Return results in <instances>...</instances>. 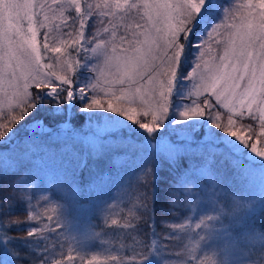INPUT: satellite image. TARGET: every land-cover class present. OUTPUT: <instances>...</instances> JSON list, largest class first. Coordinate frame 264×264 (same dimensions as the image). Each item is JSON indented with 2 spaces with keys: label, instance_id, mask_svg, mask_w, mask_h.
I'll return each instance as SVG.
<instances>
[{
  "label": "snow or ice",
  "instance_id": "obj_1",
  "mask_svg": "<svg viewBox=\"0 0 264 264\" xmlns=\"http://www.w3.org/2000/svg\"><path fill=\"white\" fill-rule=\"evenodd\" d=\"M210 2L0 0V120L3 121L0 122V143L11 136L21 121L27 124L41 104L61 109L66 103L82 100L85 102L80 105V111L102 109L118 114L147 135L151 149L157 148L160 132L169 122L179 126L181 131L195 133L199 118L207 117L206 123L211 125L214 133L213 140L204 146L185 142L178 145L175 156L181 153V149L195 148L198 150L195 155H207L221 163H231L247 176H255L258 172L264 183V169L243 166L237 155L239 147L243 146L254 157L264 161V0H245L239 5L241 11L238 16L231 9L224 10L226 19L211 25V31H207L208 39L191 43L194 29L202 21ZM69 12H74V15H68ZM93 16L104 17L107 26L98 28L89 37L86 25ZM41 30L44 32L43 43L38 41ZM190 43L195 52L191 68L185 72ZM73 51L75 55H72ZM46 53L54 54L47 56L52 63L45 62ZM82 53L85 62L96 60L89 68L94 75L83 83L78 77ZM179 80L188 83L187 94L182 100L191 102L185 103L177 111L176 118L169 120L172 97ZM54 81L59 82L58 85ZM217 106L227 110L226 122ZM140 117L148 119L143 121ZM245 118L253 123H241ZM122 123L109 121L106 126L115 128ZM41 135H34L23 142L24 157L43 152L46 146L39 143ZM105 135L83 134L99 142L98 147L91 146L93 156L100 155L104 147L113 150L133 147L127 143L109 145L106 140L102 144L101 138ZM64 147L72 148L73 144L65 143ZM140 151L148 154L149 148ZM75 155L80 156L81 164L86 162L83 155ZM156 157V153L148 155L147 162L142 165L145 176L154 173ZM232 157L236 159L232 160ZM6 160L0 171L11 166H6ZM17 182L26 185L24 191H28L35 180L29 183V179L17 176L9 185L0 186V218L11 216L8 210L15 205L17 197L6 189ZM189 182L187 177H181L170 195H175L180 188L189 193ZM68 195L75 199L74 193ZM33 199L30 195L26 200L28 221L40 218ZM151 199L149 193H142L140 201L128 210L124 223L111 219V225L135 230L133 221L140 219L136 209L151 212L148 203ZM41 201L47 205L50 197L42 195L37 204ZM46 211L55 213L57 209L52 207ZM46 220L48 223L42 227L29 224L25 235L19 236L37 245V258L32 264H49L56 247L54 243H47L52 238L51 234L68 227V222L59 215H46ZM9 224L22 222L10 219ZM201 225L199 221L195 227L200 228ZM189 226L184 223L170 225L180 231ZM7 228L0 223V238L5 241L14 238L7 235ZM45 231L50 235H43ZM92 236H99V233ZM123 247L120 246L121 249ZM194 251L193 248L187 252L192 259H195ZM153 252L163 254L156 240L152 241L148 251L139 254L141 259L136 264H142ZM13 255L20 253L14 252ZM68 259L73 258L69 256ZM97 262L98 257L93 255L87 264ZM0 264H3L2 260ZM53 264H61V261L53 260ZM104 264L129 262L117 249L105 257ZM164 264H186V261L170 262L166 259Z\"/></svg>",
  "mask_w": 264,
  "mask_h": 264
},
{
  "label": "rangeland",
  "instance_id": "obj_2",
  "mask_svg": "<svg viewBox=\"0 0 264 264\" xmlns=\"http://www.w3.org/2000/svg\"><path fill=\"white\" fill-rule=\"evenodd\" d=\"M88 2H94V0ZM240 3H245V0H242ZM213 6L214 3L213 0H211L207 9H210L211 7L213 8ZM68 15H74V12H69ZM225 19L226 14L221 11L218 18H215L211 25L221 23ZM90 22H92L91 25H94V28L89 31L87 27ZM104 26H107V20L104 17L93 16L86 25V34L90 37L98 28ZM210 27L205 31L203 36H201V42L208 39L207 31H211ZM43 36L44 32L41 30L38 35V41L40 43H43ZM189 50L190 54L184 65V71L186 72L191 68V60L193 53L195 52L191 46L189 47ZM52 55L54 54H45L46 63L53 62L47 60V56ZM72 55H75L74 51L72 52ZM90 55L91 54H89V56ZM84 62L82 53V66L78 72L79 81L82 83L87 82L91 78V75H94L89 72V68L96 62V60L92 59ZM58 83L59 82L54 81L55 85H58ZM187 89V81L179 80L172 97V109L170 110L169 120L175 119L177 111L181 109L185 103L191 102L182 100V97L187 94ZM193 99H195V97H193ZM84 102L85 101L80 100L66 103V117L64 121L52 125L46 123L41 118H35L22 128L21 133L24 134L25 132H28L30 135H33L34 133L52 134L58 139L62 138L64 133L69 132V134L72 135L74 131L80 132L79 134L81 136L88 133H99L102 135L107 132H117L121 129L132 132L139 131L145 134L137 126L127 122L123 117L118 116V114L109 113L102 109L93 110L91 112L80 111V105ZM73 105L76 106V109L74 110L76 120L72 122L70 119L72 116L71 112ZM222 110L227 113L226 109ZM78 118L81 120L78 121ZM140 118L143 121L148 119L145 117ZM199 119L200 123L197 126V131L195 133L191 131H181L179 126H173V124L169 122L166 128L162 129L160 132V142L157 145V148L151 149L149 141L146 140L147 142H145V145L140 146V149L149 148L148 154L140 151V149L136 150L133 152L134 158L132 160H127L122 166L118 165V169L111 171L112 177H108L107 173L101 174L99 177L101 183H97V187L93 185L91 194L88 197L91 199L86 201L87 199L83 196L81 204L80 202H77L75 193L70 192L69 190V193H74L75 199L73 200L71 197L64 199L66 191L63 187L72 181L68 171L72 169L75 170V168H71L70 170H68V168L78 167L75 165L73 166L72 162L74 160L71 158V153L59 157V164L56 161L51 160L49 152L46 149H44L43 152H34L28 157H24L21 154L20 157L32 162L29 167H33V169H27L25 179H29V183L34 179L35 183L33 187L36 186L40 188V190H33V187H31L32 189L29 188L30 191L28 190V194L23 196V198L26 199L28 196L32 195L33 198L36 199L35 201L33 199L32 203L33 205H36L35 210L40 213V218L35 221H28L27 215L24 222L28 221L29 224H35L42 227L43 224L48 223L46 215H53L54 217L59 215L61 219L68 222L67 228L57 229L55 233L51 234L53 237L47 242L48 244H51L52 242L55 243V252L57 255L56 257L52 254L49 264H53V260H59L62 262L61 264H87L88 260H90L93 255L98 257L97 264H104L105 257L110 253L115 252L117 249L123 254L127 242L124 241V239L116 237V235H123L120 230L121 227L118 225H111L110 221L111 219H116L120 224H123L119 215H122L123 208H125V205L127 204L126 197L130 194V188H134L132 187V184L137 180V178H134V174L138 171L134 172L133 169L140 164L139 171H141L142 165L147 162L148 155H151L152 153L157 154L155 164H159L162 157L167 160L174 158L175 151L173 150V144L177 142L185 144V142L191 143L195 139L198 140L197 142L212 141L214 133L211 125L206 123L207 117ZM222 119L226 122V115L225 118L222 117ZM35 121H39V123L37 124ZM65 121L68 123H65ZM109 121H123V123L118 127L110 128L106 126ZM189 127H191V122ZM53 130L59 131L53 133ZM258 130L259 129L257 128V131ZM144 137L148 139L147 135ZM83 141H87V144L91 142V145H97L91 136L86 137ZM15 142H17V136L14 134L8 139L5 138L3 144L13 146ZM259 146L260 145L258 144V147ZM106 149L109 153L112 152L113 154V149L111 147L103 148V150ZM191 149L192 148H189L187 151L181 149V153L188 155L191 153ZM44 153H48V155L45 156ZM237 155L239 157V162L243 166L264 169V161L254 157L247 148L240 146ZM202 157L203 156L200 155L194 160L195 165L190 169V173L185 176L190 181L187 187L190 188L191 191L189 193L184 192V198L189 209L187 220L184 223L189 224L190 226L184 230L185 234L183 238L186 241V246H184V249L183 246L179 248V251H186V253L183 254V257L191 262V264H202V262L205 264L204 258L212 251L217 253L218 264H264V236L259 233L253 225V218L251 216V214H254L257 207H262L264 205V183L261 182L259 173L257 172L255 176H247L242 174L240 169L233 167L230 163L231 167L234 169L228 173L222 171L224 182L221 183L216 178L217 172L212 170V167H215L213 165L214 158L207 157L205 159ZM76 159L77 158H75V160ZM231 159L235 160L236 158L232 157ZM34 173L35 175H33ZM34 176H37V178H34ZM60 183L63 187H59ZM72 189L74 191L76 190L74 187H72ZM119 192L123 193L119 194ZM42 195L50 197V201L47 205H44L42 201L39 205L37 204L39 197ZM120 195L122 196L120 197ZM234 196H238L246 201H251L252 207L249 210L236 215H228L225 213L221 215L219 221H210L209 223L214 224L212 233L205 241H200V235H206L203 225H201L200 228L195 227V225L199 223L201 217L210 214L215 215L221 208L227 210V213H230L234 207ZM129 197L132 202V195H129ZM133 204L134 202L127 205V210L132 208ZM60 205H63V207H59ZM52 207H56L57 211L55 213L46 211V209ZM23 208L26 210V207ZM106 218L108 221L107 223L105 222ZM53 226H55L54 222ZM172 232L175 233L176 230ZM178 232H180V230H178ZM45 233L48 232L45 231L44 234ZM93 233H99V236L94 237L92 236ZM3 242L7 243L4 239ZM197 243L199 245L198 247L195 246ZM121 245H124L122 249L120 248ZM193 248L195 249L193 252L195 259H192L187 255L188 250ZM57 252H64L65 255H59ZM35 256L37 258L36 251ZM69 256L73 259H67ZM61 257H65V260H61ZM8 261H6V263L10 264ZM149 262L150 261L146 260L142 262V264H149Z\"/></svg>",
  "mask_w": 264,
  "mask_h": 264
},
{
  "label": "trees",
  "instance_id": "obj_3",
  "mask_svg": "<svg viewBox=\"0 0 264 264\" xmlns=\"http://www.w3.org/2000/svg\"><path fill=\"white\" fill-rule=\"evenodd\" d=\"M241 1L242 0H213V8L211 7L210 9H205L206 11L202 21L199 22L194 29V35L191 38V43H201V36H203L205 31L209 29L215 18H218L221 11L225 12L224 10L231 9L238 16L239 11H241L239 9ZM92 22H90L87 27L89 31L94 28V25H91ZM191 43L189 44V47L191 46ZM31 90L34 91V89ZM72 108V116L70 120L73 122L76 120L74 115L76 106L73 105ZM217 110L221 111L222 117L225 118L226 113L220 109L219 106H217ZM65 117L66 106L61 109H57L51 105L45 106L41 104L38 105L37 110L29 118L28 122L35 118H41L46 123L53 125L64 121ZM77 120L80 121L81 119L78 118ZM0 122L3 121L0 120ZM241 123L250 124L253 122L245 118ZM25 125L26 124L24 121H21L19 125L14 127L13 133L17 136V142H15L13 146L0 143V168L4 167L3 161L5 158H7L5 161L6 166L11 165L10 167H6L0 171V186L9 185L11 180L15 179L17 176L25 179L27 169H33V167H29L32 162L20 157V155L22 154V151L25 147L23 142H26V140L32 136L40 135L41 133H34L33 135H30L28 132H25L23 134L21 131ZM57 131L59 130H53V133ZM134 132L135 131L132 132L121 129L117 132L114 131L105 133L106 135L101 138L102 144L104 140H106L107 144L109 145L113 143H127L133 147L129 149L113 150V154L112 152L109 153L106 149L101 151L100 155L98 156H93L91 154V146L98 147L99 142L95 141L97 143L95 146L87 144V141H83L86 139V137L81 136L79 134L80 132L74 131L72 135L69 134V132L64 133V136L60 139L54 137L52 134H42L40 136L39 143L46 146L44 149L49 152V157L52 161H56L59 164V157H63L71 153V158L74 160L72 162L73 166H78L68 168V170L75 168V170L72 169L68 171V174H70L72 180L70 183H67L64 185V187L61 185V183L59 184V187H63V189L66 191V196L64 199L70 197L68 195L70 191L75 193L78 203L80 202L81 204L83 196L87 199L86 201H89L91 198L88 197L91 194L93 185L97 187V183H101L99 178L101 174L107 173L108 177H112V170L118 169V165L122 166V164L127 160H132L134 158L133 152L139 150L140 146L145 145V142H147L146 140H148L144 137L146 136L145 134L139 131H136L135 133ZM13 133L11 136L14 135ZM72 140L75 142H72ZM197 141L198 140L195 139L191 143L204 146L206 143L210 142V140L206 142ZM65 143H72L73 147L65 148ZM178 145H181V143L177 142L173 144V150L175 151V154ZM197 151V149L192 148L191 153L188 155L180 153L178 156H174V158L169 160L162 157L159 164H155L154 173L148 176L144 175L143 170L139 171V166H141L140 164H138L133 169L134 172H138L134 174V178H137V180L132 184V187L134 188H130L129 195H132V202L137 204L138 201H140L141 194L145 192L149 193L152 196V199L148 201L151 212L146 213L141 208L136 209L137 214L140 216L139 220L133 221V223L136 224V229H124L121 227L120 230L122 231L123 235H116L117 238L124 239V241L127 242L123 255L129 264H136V261L141 259L139 254L141 252L148 251L153 240H156L157 246L163 250V254L159 252H153L144 261H150L149 264H164L166 259H168L170 262L184 259L186 264H191V262L183 257V254H185L186 251H179V248L183 246L184 249V246H186V241L183 238L185 232H178V230H176V232L173 233L172 231H174V229L170 227L172 224H181L187 220L189 209L184 198L185 193L183 188H180L175 195H170V193H172L176 188L178 180L190 173V169L195 165L194 160L200 156L194 154ZM76 153L83 155L86 162L81 164L79 159L80 156L75 155ZM202 156V158L205 159L209 157L207 155ZM75 158L77 159L75 160ZM213 165L215 167H212V170L217 172L216 178L221 183L224 182L222 178V171L224 173H228L234 169L231 167L230 163H221L217 158L213 159ZM33 175H35V173ZM34 178H37V176H34ZM25 187L26 185L17 182L15 185H12L6 189L7 192L15 195L17 200L15 205L8 210V214L11 216L0 218V223L8 226L6 229L8 232L7 235L14 237L7 241V243H4L3 239L0 238V259L2 260L3 264H7L6 261H8L9 256L10 258L8 263L10 264H32V261L36 258L34 248L36 249L37 245L31 240L19 238V236H24L25 231L29 229V222L25 221L26 223H23L25 217H27V212L23 208L26 207L27 200V198L24 199L23 196L28 194V191H24ZM72 187H74L76 190L74 191ZM33 190H40V188L34 186ZM120 193L123 192H119V194ZM129 195L126 197L127 204L125 205V208H123V213L122 215H119L120 220H122L123 223L125 219L128 218V210L126 207L132 203ZM121 196L122 195H120V197ZM35 200L36 199H34V201ZM251 216L253 218V225L256 227L259 233L264 236V205L262 207H257L254 211V214H251ZM10 219L21 221L22 224H9ZM43 235L50 234L43 233ZM51 237L53 236L51 235ZM53 243L54 242L51 244ZM14 252L20 253V255H13ZM57 253L59 255H65L64 252ZM177 253H181V256H177ZM52 254L57 257L55 251ZM64 258L65 257H61V260H65Z\"/></svg>",
  "mask_w": 264,
  "mask_h": 264
},
{
  "label": "clouds",
  "instance_id": "obj_4",
  "mask_svg": "<svg viewBox=\"0 0 264 264\" xmlns=\"http://www.w3.org/2000/svg\"><path fill=\"white\" fill-rule=\"evenodd\" d=\"M233 200H234V207L230 213H227V210L221 208L215 215L210 214V215L201 217L200 221L202 222L203 228L206 231V235H200L199 237L200 241H205L206 238L210 237L212 230L214 228V224L209 223L210 221L211 222L219 221L221 219L222 214L226 213L228 215H236L238 213L247 211L252 207L251 201L243 200L238 196H234ZM105 222H106V219H105ZM195 246L198 247L199 246L198 243ZM204 262L205 264H218L217 253L215 251L209 252L208 255L204 258Z\"/></svg>",
  "mask_w": 264,
  "mask_h": 264
}]
</instances>
